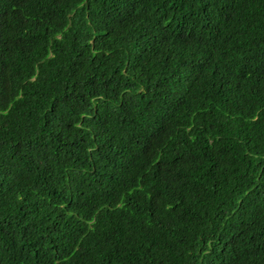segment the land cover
I'll return each mask as SVG.
<instances>
[{"label": "trees", "instance_id": "obj_1", "mask_svg": "<svg viewBox=\"0 0 264 264\" xmlns=\"http://www.w3.org/2000/svg\"><path fill=\"white\" fill-rule=\"evenodd\" d=\"M0 264H264V0H0Z\"/></svg>", "mask_w": 264, "mask_h": 264}]
</instances>
